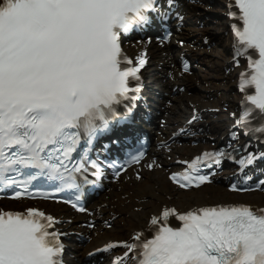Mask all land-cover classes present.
Listing matches in <instances>:
<instances>
[{"label": "snow or ice", "instance_id": "6c2138e0", "mask_svg": "<svg viewBox=\"0 0 264 264\" xmlns=\"http://www.w3.org/2000/svg\"><path fill=\"white\" fill-rule=\"evenodd\" d=\"M233 6L238 13L232 18L242 22L235 26L238 55L250 68L241 81L251 105L241 123L249 124L254 114L264 117V0H234ZM158 10L157 0H0V185L20 186L11 198L48 199V192L29 191L41 177L60 181L55 191L79 190L77 174L89 167L86 158L72 164V154L82 134L91 142L108 128L117 105L137 98L129 93H139L140 85L130 86V79L140 81L146 61L143 53L134 62L128 59L122 42L149 22L147 13ZM254 131L264 134V124ZM143 156L134 155L128 165ZM224 159L235 157L224 150L206 152L184 162L188 170L169 179L182 189L198 188L210 182L201 166ZM257 160H264V153L250 152L237 162L248 167ZM90 167L100 175L95 162ZM21 169L40 171L17 180ZM84 180L90 182L87 176ZM252 190L231 187L233 192ZM172 217L182 226H170ZM56 223L35 208L0 211V264H63L62 233L50 231ZM133 240L99 251L128 249L115 264H127L133 256L135 264H264V208L228 204L179 213L165 207Z\"/></svg>", "mask_w": 264, "mask_h": 264}, {"label": "bare ground", "instance_id": "6f19581e", "mask_svg": "<svg viewBox=\"0 0 264 264\" xmlns=\"http://www.w3.org/2000/svg\"><path fill=\"white\" fill-rule=\"evenodd\" d=\"M221 2L222 4L225 3L224 0H221ZM220 9L223 8L220 6ZM184 10L187 12L188 21L193 24L190 29L186 30L187 33L184 35L187 39H190L193 36L196 40V47L197 45L201 47L200 49L197 47L198 50L191 52V55L193 59L196 60L197 65L204 64L207 66L208 74L203 75L198 72L193 76H182L174 62L172 50H169L172 48H159L155 40H147L141 44H134L131 47V52L136 55L145 52L148 56H151L152 66L150 73L156 74L155 79L157 85H160L164 92L168 91V100H161V106L166 107L164 115H168L167 127L162 128L161 130V140L164 142L162 144L164 148L161 151L156 152L151 160V164L155 162L157 166L153 167L150 171L146 170L145 167L142 180L131 178L130 181L122 182L121 185L114 187L105 200L94 204L95 210L92 218L96 221L101 220V226L95 231H88L93 239L92 243L82 250V257L88 251L101 249L102 246L110 243L131 242L137 232L148 227L147 225L152 216L159 215L165 207L168 208L174 206L180 211V213H185L192 208H199L208 205L241 202L252 204L256 208H264V194L256 193L237 196L231 195L226 190L216 187L209 188V190L204 187L205 189H199L198 191L181 193L176 191L167 180L168 170L173 162L178 158L187 159L196 154L195 149L186 146H175L172 144L167 148L166 145L168 143L165 142L171 137L169 134L177 129L176 127L181 125L183 123L182 121L186 120L191 113H201L202 111V114H204L203 110L207 108H219L221 111V109L224 110L227 105H230L229 107L232 108L238 99V97L233 101L218 99L212 104L208 103L211 98H208L207 96L210 94L213 97L214 93L217 91H223L224 94L225 92L231 94L233 91L231 85L232 81L230 79L231 77L233 78V75L228 74L226 68L229 59H227L224 53L217 54L213 47L209 48L200 45L203 43L201 40L204 37L214 36L212 33L214 23H211L208 19V17L211 16L207 15L205 10L199 8L185 7ZM221 11V13H223V10ZM215 15L221 20V22L215 26L214 31L219 29L218 27L220 25L221 29L222 27L224 28L222 15L219 13H216ZM205 16H207V18H205ZM196 21H198V23H205L203 30L199 29L200 27L199 25H196ZM218 42L224 44L223 39H219ZM190 43L194 44L193 42ZM163 77L168 78L165 84H162ZM208 78H210L211 81L206 80ZM203 82L208 84L209 87H203ZM210 83H215L212 91ZM216 83H218L217 87ZM175 85L185 86L187 90L186 92H191L192 96H188L186 92V94H182L181 96L173 95L172 88ZM227 116L228 115L226 114V117ZM223 118L222 128L229 125L228 121L225 122V117ZM211 128L213 131L212 126ZM207 131H209V129ZM214 135L218 134L215 132ZM10 204L11 203L4 201L0 203V207L8 208L6 206H9ZM45 208L47 211L61 214L63 219L67 218L68 222L61 226L62 229L70 230L72 226H76L82 233H85L88 230V228L83 227L80 222H82V220L86 221L90 217H73L62 207L55 205H47ZM109 219H112L111 223H109V225L112 226V229H108V225L105 223L106 221H109ZM123 252L122 249L118 248L112 253V255L120 256ZM69 264L78 263L71 261Z\"/></svg>", "mask_w": 264, "mask_h": 264}]
</instances>
